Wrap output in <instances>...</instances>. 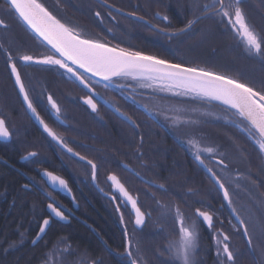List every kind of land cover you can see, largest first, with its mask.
<instances>
[{"label":"flooded vegetation","instance_id":"flooded-vegetation-1","mask_svg":"<svg viewBox=\"0 0 264 264\" xmlns=\"http://www.w3.org/2000/svg\"><path fill=\"white\" fill-rule=\"evenodd\" d=\"M93 1L99 7L95 11L100 16H107L116 25L127 24L116 18L121 15ZM101 1L133 16L125 18H142L137 15L139 7L136 1H126L136 9L134 11L122 10L114 2ZM197 1L200 4L206 2ZM150 2L159 5V12L152 18L142 19L148 23L143 24L165 37L186 34L210 17L201 14L190 29L176 34L178 29L194 20V9L181 12L179 0ZM2 5L4 1L0 0V8L5 7ZM0 19L7 25L0 27V119L5 120L12 133L10 138H0V258L10 260L17 257L20 262L33 264H131V259H135L137 264H183L176 248L171 247L182 236L178 210L184 218V225L191 228L194 224L197 233V247L191 264H264V239L257 238L260 227H248L252 237L250 246L236 214L229 217L226 205H223L226 201L214 183L223 203L212 201L207 191V200H204L200 210L213 216V228H208L202 219L196 217V209L186 214L179 208L164 207L160 194L164 188L159 184V165L165 157L159 147V139H162L157 114L159 97L149 98L142 94L134 87L138 83L128 82L120 87L122 83L118 82L105 87V84L90 78L94 81L92 87L95 91L92 92L58 66L24 63L18 59L20 54L42 58L50 55L51 51L16 14L0 11ZM63 20L84 32V26ZM4 49L12 52L40 117L73 149V153H79V156L85 157L84 160L95 163V181L91 165L69 155L67 148L49 136L43 125L32 116L15 83V76L11 74ZM49 95L60 106L59 119L47 100ZM89 95L96 101L97 111L83 102V98ZM121 100L125 103V112L116 106ZM104 102L123 113L127 121L117 117ZM115 117L125 123V127H120ZM69 158L86 165L91 175H74L68 167ZM192 159L198 163L194 157ZM219 160L212 159L215 164L223 166L216 162ZM205 164L211 166L206 160ZM99 166L124 171L116 176L137 198L138 206L144 213V224H135V214L130 205L116 192L108 180L110 175H98ZM47 172L66 180L67 188L54 186L45 175ZM114 196L116 199H113ZM49 203L60 206L67 219L55 217L48 208ZM44 219L49 220V225L41 236ZM221 229L230 237L234 261H226L223 253L217 255L216 233ZM37 236L40 237L38 240ZM129 243L132 258L127 255Z\"/></svg>","mask_w":264,"mask_h":264},{"label":"trees","instance_id":"trees-1","mask_svg":"<svg viewBox=\"0 0 264 264\" xmlns=\"http://www.w3.org/2000/svg\"><path fill=\"white\" fill-rule=\"evenodd\" d=\"M105 1L114 2L125 11L135 9L130 7L128 2L126 3L127 0ZM131 1L137 2L139 7L137 15L142 19L152 18L156 16V12H159V5L151 3L150 0ZM179 1L181 12L194 9L193 19L201 15L194 7V4L198 3L197 0ZM40 2L61 21L66 19L77 23L80 27L84 26V34L98 38L109 46L140 51L171 63L223 72L255 86L264 84V60L258 56L249 55L234 34L211 16L186 34L165 37L151 30L137 18H133L136 20L134 21L116 16L127 22L126 24L123 21L124 24L117 25L105 15L97 18L95 9L98 5L93 0H40ZM2 6L6 7L5 4ZM242 8L248 22L257 33L264 36V0H245ZM118 82L138 83L134 87L141 90L142 94L149 98L159 97V113L168 108L180 109L179 112L167 111L164 115H159V136L161 135L162 138L159 139V147L165 156L163 161H160L162 165H159V184L164 188L160 190L162 191L160 194H162L164 207L179 208L186 214L192 213L193 209L202 210V204L204 200H207V191L212 201L223 203L210 177L192 159L195 156L188 141L194 139L202 145L214 147L216 149L214 158L223 160L227 165L225 169L224 165L215 164L205 155V160L211 163L210 167L229 188L232 205L229 206L226 202L223 204L226 205L229 217L239 213L248 227L257 226L261 229L264 226V154L259 151L257 144L244 130L245 125L233 115V110L214 101L191 96H176L167 91H160L159 88L155 91V88H144L132 79L117 80L115 83ZM116 106L122 112L127 110L123 100ZM114 119L120 127H125V123L116 117ZM174 119L177 120L176 123L173 122ZM147 127L149 128L148 125ZM68 167L74 175H91L86 165H81L74 160L70 159ZM122 173L124 171L120 168L98 167L99 176ZM219 205L220 203L217 204ZM233 208L236 209V213L233 212ZM257 234L258 239H264V232L260 230ZM0 264L33 263L20 262L17 257H14L10 260L0 258Z\"/></svg>","mask_w":264,"mask_h":264},{"label":"snow or ice","instance_id":"snow-or-ice-1","mask_svg":"<svg viewBox=\"0 0 264 264\" xmlns=\"http://www.w3.org/2000/svg\"><path fill=\"white\" fill-rule=\"evenodd\" d=\"M244 2L245 0H206L203 4H194V7L201 14L215 18L219 24L231 31L249 55L258 56L264 60V36L257 33L255 28L248 22L242 8ZM4 4L6 7L0 8V11L18 15L41 42L50 46V55L37 58L34 55L23 53L18 56L20 61L28 64L58 66L76 77L81 84L92 92L95 90L92 87L94 81H91V77H99L109 83H115L117 80L132 79L139 82L141 87H159L160 91H167L176 96H191L201 100L217 101L226 106L227 109L233 110V115L237 116L245 125L244 130L257 144L259 151L264 154V84L255 86L223 72H216L198 66H185L181 63H171L156 56L146 55L140 51H132L119 46H109L108 43L98 38L84 34L77 27L62 22L40 0H4ZM96 16L99 17L100 13L97 12ZM157 16H159V13H157ZM163 19L167 21L168 18L164 16ZM199 19L200 16H196L184 28L178 29L176 34L186 32ZM0 27H7L3 19H0ZM4 53L7 56L11 74L15 76V83L19 86V91L23 95L27 107L31 109L49 136L67 148L68 152H73V149L67 146L61 136L49 127L36 111L12 52L4 49ZM85 74L90 75L86 77ZM104 86L107 87V84ZM119 86L124 87L125 85L121 84ZM47 100L51 105V109L54 110L56 118L59 119L61 114L60 106L51 95L47 97ZM83 102L93 111H97V103L93 96H86L83 98ZM167 111L179 112L180 109L168 108L157 114L164 115ZM173 122L176 123L177 120L174 119ZM11 135L12 133L9 131L5 120L0 119V138L7 139ZM188 144L193 151L195 159L204 166L222 191L223 199L231 206L232 198L225 181L213 168L205 164V155L209 160H212L216 149L212 146L202 145L194 139H190ZM73 154L76 156L80 155L79 153ZM30 155H35V153H30ZM80 159L84 160L85 157L80 156ZM216 162L224 165L225 169L227 168L223 160ZM87 163L91 165L92 177L95 179L96 165L91 160H88ZM45 175H47L54 186L59 185L67 188V181L62 177L56 176L51 172H47ZM108 180L111 181L112 186L123 201L130 205L131 210L134 211L135 224L141 225L144 221V213L138 206L137 198L130 194L125 184L115 174L110 175ZM113 199H116V197L114 196ZM48 208L55 217L67 219L61 207L55 203H49ZM117 211H119V205H117ZM195 211L197 218L202 219V222L206 223L208 228H213V216L209 212L200 211V209ZM233 212L236 213L235 208H233ZM177 217L181 225L182 236L180 241L174 242L171 247L176 248L177 255L182 258L183 264H191L192 255L197 247L195 225L193 224L191 228L186 227L184 218L178 210ZM121 219H123L122 213ZM236 219L242 226L243 234L251 246L252 237L249 234L247 223L240 217L239 213H236ZM48 225L49 220L44 219L40 233H44ZM261 231L264 232V226L261 227ZM39 238L37 236L36 239L38 240ZM216 244L218 256L223 253L226 261H234L233 251L230 248V237L222 229L216 233ZM130 249L131 244L129 243L127 255L132 258ZM262 255H264V250H262ZM131 264H137V261L131 259Z\"/></svg>","mask_w":264,"mask_h":264},{"label":"water","instance_id":"water-1","mask_svg":"<svg viewBox=\"0 0 264 264\" xmlns=\"http://www.w3.org/2000/svg\"><path fill=\"white\" fill-rule=\"evenodd\" d=\"M97 2H99L100 4H102V5H104L105 7H107L108 9H110L111 11H113V12H115V13H117V14H119V15H121V16H124V17H133V16H131V15H129V14H126V13H124V12H121V11H119V10H117V9H115V8H113V7H111V6H109V5H107L106 3H104L103 1H101V0H96ZM17 17H18V15H16ZM19 18V17H18ZM135 18V17H134ZM19 20L24 24V26L36 37V34L34 33V32H32V30L19 18ZM138 20H140V19H138ZM142 23H147V22H145L144 20H140ZM148 24V23H147ZM39 41H40V39L38 38V37H36ZM41 42V41H40ZM41 43H43V42H41ZM49 50H50V46H48V45H46V43H43ZM82 71V70H81ZM86 75V77H88L90 74H85ZM75 78V80L81 85V86H83L85 89H89V88H87V87H85L83 84H81L80 83V81L79 80H77L76 79V77H74ZM91 79H93V80H95V81H97V82H99V83H103V84H108V85H111L112 83H109V82H106V81H103V80H101L99 77H91ZM22 97H23V95H22ZM214 102H216V103H219V102H217V101H214ZM27 104V103H26ZM104 104L117 116V117H119L120 119H122V120H124V121H127V117L123 114V113H121L119 110H117L115 107H113L112 105H110V104H108V103H106V102H104ZM220 104V103H219ZM222 105V104H221ZM224 106V105H223ZM226 107V106H225ZM30 110V112H31V114H32V116L33 117H35L36 118V116L33 114V112L31 111V109H29ZM36 120L38 121V122H40L37 118H36ZM68 152V151H67ZM68 154L69 155H71L72 157H74L75 159H77V160H79V161H81V162H84V163H86V164H88L87 163V161L86 160H81L80 159V156H76V155H74L73 154V152H68ZM198 163H199V161H198ZM90 165V164H89ZM199 165L205 170V172L207 173V175L211 178V176H210V174L207 172V170L204 168V166L203 165H201L200 163H199ZM96 176H97V170H96ZM96 180V178L94 179V181ZM211 180L213 181V183L217 186V188L219 189V186L214 182V180L211 178ZM151 186H155V185H153V184H150ZM219 191L221 192V194L223 195V193H222V191L219 189ZM227 202V201H226ZM228 203V202H227ZM133 213H134V211H133ZM135 214V213H134ZM142 224H144V221H143V223ZM44 233H45V231H44ZM44 233H41V236H43V234Z\"/></svg>","mask_w":264,"mask_h":264},{"label":"rangeland","instance_id":"rangeland-1","mask_svg":"<svg viewBox=\"0 0 264 264\" xmlns=\"http://www.w3.org/2000/svg\"><path fill=\"white\" fill-rule=\"evenodd\" d=\"M145 88V87H144ZM148 88V87H147ZM155 89H154V91L156 90V88H159V87H154ZM148 89H153V88H148ZM148 101H150V102H152V101H157V100H153V99H147ZM158 103H159V101H158ZM159 106V105H158Z\"/></svg>","mask_w":264,"mask_h":264}]
</instances>
